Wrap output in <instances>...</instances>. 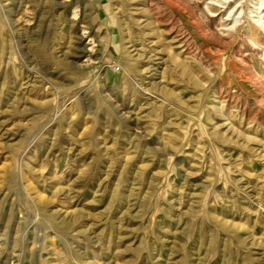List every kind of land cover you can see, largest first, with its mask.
<instances>
[{"label":"rangeland","instance_id":"obj_1","mask_svg":"<svg viewBox=\"0 0 264 264\" xmlns=\"http://www.w3.org/2000/svg\"><path fill=\"white\" fill-rule=\"evenodd\" d=\"M0 264H264V0H0Z\"/></svg>","mask_w":264,"mask_h":264},{"label":"bare ground","instance_id":"obj_2","mask_svg":"<svg viewBox=\"0 0 264 264\" xmlns=\"http://www.w3.org/2000/svg\"><path fill=\"white\" fill-rule=\"evenodd\" d=\"M118 27L120 28V26H116L117 31H118Z\"/></svg>","mask_w":264,"mask_h":264}]
</instances>
